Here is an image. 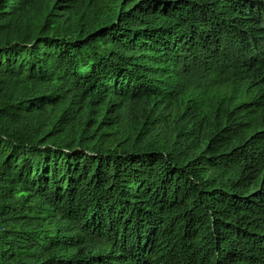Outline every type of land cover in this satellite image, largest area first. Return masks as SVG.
I'll use <instances>...</instances> for the list:
<instances>
[{"label":"trees","instance_id":"1","mask_svg":"<svg viewBox=\"0 0 264 264\" xmlns=\"http://www.w3.org/2000/svg\"><path fill=\"white\" fill-rule=\"evenodd\" d=\"M0 264H264V0H0Z\"/></svg>","mask_w":264,"mask_h":264},{"label":"rangeland","instance_id":"2","mask_svg":"<svg viewBox=\"0 0 264 264\" xmlns=\"http://www.w3.org/2000/svg\"><path fill=\"white\" fill-rule=\"evenodd\" d=\"M83 1H87V0H83ZM64 4H67V3H64ZM78 7H79V10L83 11L85 9L84 7V4H78ZM58 23V22H56ZM233 85V84H232ZM58 86H60V83L59 82H55L51 88H58ZM231 88V85L229 86V84H227V82L222 79L220 77V75H213L211 78H209L207 81H201V82H196L194 83L193 85H189V96H191L192 98L194 96H196V98H199V97H206V94H210V93H213V92H217L219 94L225 92V91H229ZM109 134L111 133L110 131L108 132ZM110 139V137H109ZM114 139V138H113ZM28 194H26V192H24L23 190H18L15 194V197H16V200H19V201H22L24 204V206L26 205H32L31 206V209L35 206L36 203H34V201H37V199H33V203L32 204H29V202L31 201L32 198H28L27 196ZM22 209L19 210L20 213L22 214H25V216H28L29 215V211H31L30 208H24L22 205H21ZM8 228L7 225H5V227L3 228L6 229ZM14 230H19L21 228V224H15V225H12V227Z\"/></svg>","mask_w":264,"mask_h":264}]
</instances>
